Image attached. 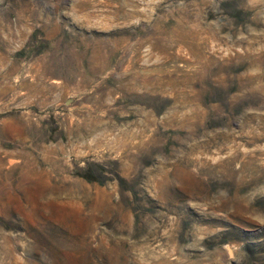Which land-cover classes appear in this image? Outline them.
<instances>
[{
  "label": "rangeland",
  "instance_id": "374dc122",
  "mask_svg": "<svg viewBox=\"0 0 264 264\" xmlns=\"http://www.w3.org/2000/svg\"><path fill=\"white\" fill-rule=\"evenodd\" d=\"M0 264H264V0H0Z\"/></svg>",
  "mask_w": 264,
  "mask_h": 264
}]
</instances>
